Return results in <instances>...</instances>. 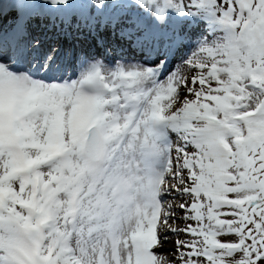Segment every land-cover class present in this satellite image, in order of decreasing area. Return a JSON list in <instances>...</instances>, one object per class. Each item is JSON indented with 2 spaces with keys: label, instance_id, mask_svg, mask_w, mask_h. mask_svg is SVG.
I'll return each instance as SVG.
<instances>
[{
  "label": "snow or ice",
  "instance_id": "obj_1",
  "mask_svg": "<svg viewBox=\"0 0 264 264\" xmlns=\"http://www.w3.org/2000/svg\"><path fill=\"white\" fill-rule=\"evenodd\" d=\"M0 264H264V0H0Z\"/></svg>",
  "mask_w": 264,
  "mask_h": 264
}]
</instances>
